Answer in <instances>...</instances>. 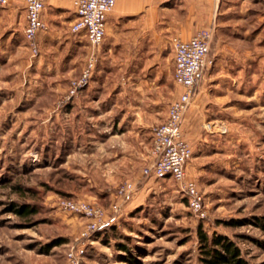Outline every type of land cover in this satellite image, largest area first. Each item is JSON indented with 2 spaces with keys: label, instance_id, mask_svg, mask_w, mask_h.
<instances>
[{
  "label": "rangeland",
  "instance_id": "rangeland-1",
  "mask_svg": "<svg viewBox=\"0 0 264 264\" xmlns=\"http://www.w3.org/2000/svg\"><path fill=\"white\" fill-rule=\"evenodd\" d=\"M219 13L213 65L195 94L200 113L184 134L204 217L175 181L142 178L173 92L141 104L142 92L87 83L71 95L89 43L70 32L67 14L39 34L36 53L16 25L3 27L0 264H67L86 219L61 199L96 204L107 218L79 264H204L199 233L225 236L247 264H264V0H227ZM129 181L136 189L123 198L118 188ZM22 207L33 212H15Z\"/></svg>",
  "mask_w": 264,
  "mask_h": 264
},
{
  "label": "crops",
  "instance_id": "crops-1",
  "mask_svg": "<svg viewBox=\"0 0 264 264\" xmlns=\"http://www.w3.org/2000/svg\"><path fill=\"white\" fill-rule=\"evenodd\" d=\"M9 1L6 7L0 8V37L3 27L16 30L17 26V30H22L24 35L25 0ZM74 1L46 0L42 12L46 27L51 26L53 20L62 14H67V20H64L71 32L70 25L76 19ZM225 1L116 0L107 16L106 34L96 51V63L88 83L96 89L97 86H108L110 93L142 92L141 99H138L141 104L145 101L154 102L171 91L174 94L171 104L181 90L173 82L174 54L170 64H162L161 49L164 43L170 42L173 36L188 39L204 28L215 31L217 15ZM73 35L85 38L83 33ZM197 100V96L193 98L186 111L182 124L185 135L189 129V119L196 118L200 113V104H194Z\"/></svg>",
  "mask_w": 264,
  "mask_h": 264
},
{
  "label": "built area",
  "instance_id": "built-area-1",
  "mask_svg": "<svg viewBox=\"0 0 264 264\" xmlns=\"http://www.w3.org/2000/svg\"><path fill=\"white\" fill-rule=\"evenodd\" d=\"M9 0H0V8L9 4ZM116 0H75L73 3L75 21L70 25L73 34L83 33L89 43V52L80 76L71 81L70 94L78 92L86 85L94 70L96 51L102 44L106 34L105 22ZM46 0H25L26 25L24 38L32 53L38 49L37 37L47 30L42 18ZM213 30L204 28L188 39L178 36L170 38L174 54L173 82L181 92L174 99L167 110L165 120L155 126L151 137V162L142 169V178L171 179L177 184L180 192L187 201V207L195 215L204 217L205 204L202 193L196 182L187 172V164L191 159L192 148L184 138L182 128L193 96L200 87L205 75L213 65L210 58V48L213 41ZM118 195L128 198L135 191V184L125 182L118 188ZM60 207L86 219L79 237L66 253L67 264H79V260L86 253V243L90 241L92 233L101 229L106 223L103 208L81 200L61 199Z\"/></svg>",
  "mask_w": 264,
  "mask_h": 264
},
{
  "label": "trees",
  "instance_id": "trees-1",
  "mask_svg": "<svg viewBox=\"0 0 264 264\" xmlns=\"http://www.w3.org/2000/svg\"><path fill=\"white\" fill-rule=\"evenodd\" d=\"M15 212L28 215L33 210L22 207ZM200 260L204 264H247L240 256L239 248L228 238L222 235H211L199 233ZM126 249L124 246H120Z\"/></svg>",
  "mask_w": 264,
  "mask_h": 264
}]
</instances>
